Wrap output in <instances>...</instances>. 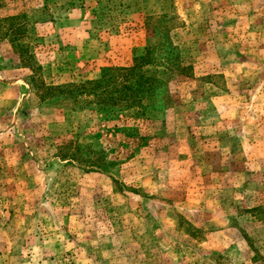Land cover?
<instances>
[{
	"label": "rangeland",
	"instance_id": "374dc122",
	"mask_svg": "<svg viewBox=\"0 0 264 264\" xmlns=\"http://www.w3.org/2000/svg\"><path fill=\"white\" fill-rule=\"evenodd\" d=\"M19 14L0 264H264V0H0ZM146 53L143 107L80 94Z\"/></svg>",
	"mask_w": 264,
	"mask_h": 264
},
{
	"label": "trees",
	"instance_id": "16d2710c",
	"mask_svg": "<svg viewBox=\"0 0 264 264\" xmlns=\"http://www.w3.org/2000/svg\"><path fill=\"white\" fill-rule=\"evenodd\" d=\"M3 22H6V24L3 25ZM24 23L25 16L23 14L6 17L5 19L0 18V32L2 25L7 27V33H0V37H8L20 58L25 55V45L21 41L25 33ZM149 56V53L136 56L133 60L134 64L128 67H102L98 79L79 85L82 88L80 94L92 96L94 103L99 106L120 107L122 109L143 107L141 102L144 95L151 91L155 86V81L157 82L155 75H147L144 69L146 64L149 63ZM24 66L32 68L33 63L29 65L28 62H24ZM182 70L186 69L182 67ZM46 89L54 92L53 89L55 88L48 87ZM66 91L73 92L69 89H66ZM140 110L142 111V109ZM61 150L62 148L59 149L60 152Z\"/></svg>",
	"mask_w": 264,
	"mask_h": 264
}]
</instances>
